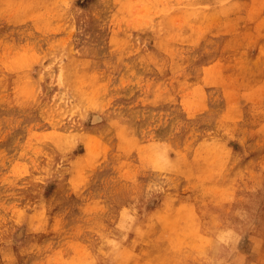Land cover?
I'll return each instance as SVG.
<instances>
[{"label": "rangeland", "instance_id": "rangeland-1", "mask_svg": "<svg viewBox=\"0 0 264 264\" xmlns=\"http://www.w3.org/2000/svg\"><path fill=\"white\" fill-rule=\"evenodd\" d=\"M0 264H264V0H0Z\"/></svg>", "mask_w": 264, "mask_h": 264}]
</instances>
